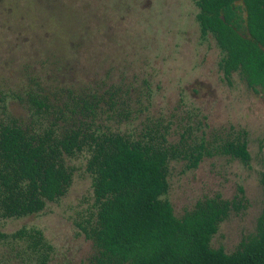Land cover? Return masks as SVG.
<instances>
[{
  "label": "trees",
  "instance_id": "trees-1",
  "mask_svg": "<svg viewBox=\"0 0 264 264\" xmlns=\"http://www.w3.org/2000/svg\"><path fill=\"white\" fill-rule=\"evenodd\" d=\"M198 39L218 49L216 67L230 84L238 79L264 96V0H193ZM24 109L11 114L6 99ZM130 90L58 86L37 76L14 92L0 94V219L41 212L67 191L73 169L65 157L85 154L90 202L74 222L90 242L84 264H264V204L254 234L230 252L209 244L219 223L243 205L241 186L230 198L202 196L176 216L165 197L168 162L195 168L203 156L228 155L242 163L244 137L217 144L188 143V132L168 140L170 122L145 114L137 131L120 125L135 118ZM259 182L264 196V174ZM16 264H47L51 244L42 231L21 225L0 232ZM1 264V261H0Z\"/></svg>",
  "mask_w": 264,
  "mask_h": 264
},
{
  "label": "rangeland",
  "instance_id": "rangeland-1",
  "mask_svg": "<svg viewBox=\"0 0 264 264\" xmlns=\"http://www.w3.org/2000/svg\"><path fill=\"white\" fill-rule=\"evenodd\" d=\"M193 0H0V94L37 76L58 86L130 90L137 113L121 129L137 131L145 114L170 122L168 140L188 132V143L217 144L244 137L248 161L228 155L203 156L195 168L185 160L168 162L165 197L178 216L202 196L230 199L241 186L238 211H230L210 239L212 248L232 251L254 234L264 204V96L233 74L226 83L216 67L219 52L208 37L198 39ZM8 111L24 116L14 99ZM71 183L55 203L37 214L0 219V232L25 226L42 231L51 244L47 264H84L90 242L74 222L90 202L85 154L65 157ZM14 250L0 244L1 264H16Z\"/></svg>",
  "mask_w": 264,
  "mask_h": 264
}]
</instances>
